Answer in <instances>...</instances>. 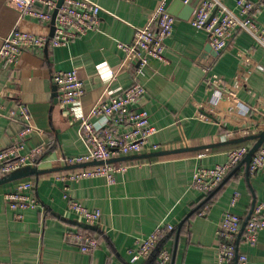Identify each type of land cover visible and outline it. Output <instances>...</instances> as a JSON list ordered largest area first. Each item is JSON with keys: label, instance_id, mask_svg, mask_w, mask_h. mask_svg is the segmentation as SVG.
Masks as SVG:
<instances>
[{"label": "crops", "instance_id": "0c3cea01", "mask_svg": "<svg viewBox=\"0 0 264 264\" xmlns=\"http://www.w3.org/2000/svg\"><path fill=\"white\" fill-rule=\"evenodd\" d=\"M94 1L103 8L97 30L65 47L26 52L16 67L0 64V149L14 144L23 127L18 114L20 103L28 107L34 126L27 149L47 148L32 169L0 178V264H154L155 254L131 263L129 249L160 222L178 227L184 219L178 240L176 231L162 237L160 245L170 249L172 258L177 249L175 264H217L220 223L230 209L233 193L241 192L234 210L246 218L254 203L264 201V168L248 177L243 165L215 193L205 216L199 212L190 215L203 197L192 187L196 170L223 163L233 147L251 148L257 141L226 140L224 134L231 125L198 115L210 97L205 70L233 81L244 67L238 53L251 50V73L239 92V110L248 113L264 99V46L252 33L238 30L229 46L216 52L209 46L207 31L190 23L193 13L188 19L175 15L174 33L166 40L167 61L150 58L145 75L139 78L147 93L137 108L149 112L157 128L150 143L158 144L159 149L149 146L126 156L123 161L129 168L124 174H115L113 183L105 176L64 180L62 176L92 168L95 163L67 162L85 153L86 145L81 138V121L69 116L61 103L54 72L78 70L85 84L82 107L86 113L107 99L109 91L131 85L136 64L122 66L124 52L118 42H131L136 28L148 24L162 0ZM176 1L168 0V8H175ZM221 1L238 11L236 0ZM186 5L182 0L179 13ZM20 14L9 0H0V47L16 26L53 33V19L46 22L33 16L21 18ZM257 21L264 26V6ZM106 67L116 71L115 78L109 77ZM92 120L102 123L104 118ZM24 179L35 182L41 206L25 210V217L19 219L4 193ZM66 194L90 209H99L100 220L91 224L74 214L68 208ZM69 229L95 235L99 247L90 253L81 251L66 239ZM240 250L248 254L247 264H264V230L257 244L241 243Z\"/></svg>", "mask_w": 264, "mask_h": 264}, {"label": "built area", "instance_id": "2783aa9c", "mask_svg": "<svg viewBox=\"0 0 264 264\" xmlns=\"http://www.w3.org/2000/svg\"><path fill=\"white\" fill-rule=\"evenodd\" d=\"M21 13V18L33 16L50 22L57 9L53 33H43L15 27L4 38L0 47V64L3 67H16L26 52H36L50 47H65L75 39L95 31L100 26V14L103 8L94 0H64L60 7L58 0H9ZM238 11L234 12L221 0H201L190 18V23L208 33L209 44L217 51H224L238 30H246L254 35L259 45L264 46V26L258 23L259 13L264 0H236ZM176 16L168 8V0H162L155 9L149 22L144 27L136 28L131 42H118L124 52L123 67L136 64L135 80L126 88L109 91L107 99L96 103L86 113L82 107L85 94L84 81L77 69L56 70L54 78L61 103L66 107L69 116L81 121V138L86 145V152L67 159L71 164L95 163L94 167L62 176L68 180H80L105 176L109 182L115 181L114 175L125 173L129 165L121 157L136 154L151 146L159 149L158 144H151L150 137L157 128L150 121L146 109L137 108V104L146 95L147 90L139 81L145 75V68L150 58L166 62V40L174 33ZM239 52L243 68L237 71L233 81L221 74L205 70L204 82L210 93L206 104L201 106L198 115L207 120L215 117L221 124L228 123L225 139H239L256 135L264 131V99H260L251 111L239 110V92L245 86L253 65L252 51ZM251 53V55H250ZM249 65H251L249 67ZM108 68V67H106ZM110 78H115L116 71L108 68ZM204 112L209 114L208 117ZM18 114L23 127L15 143L8 148L0 149V178L15 175L23 169H32L43 156V146L27 149L30 133L34 130L32 115L28 107L20 103ZM93 117L104 118L102 123L92 120ZM248 145L230 149L227 161L213 167H200L193 176L192 187L208 195L215 190L227 175L243 160L249 152ZM115 160V161H111ZM264 168V147L254 154L250 173L256 174ZM5 199L16 212V217L23 219L24 211L36 209L41 201L36 194L35 182L32 179L21 180L14 188L5 191ZM241 192L235 190L228 209L221 220L219 244L217 247V264H247L248 254L240 250V244L255 245L260 232L264 230V201L257 202L238 242V236L245 217L234 208L238 204ZM68 208L88 223H95L101 218L99 209H90L80 201L69 197ZM210 206L208 202L199 210L205 216ZM172 223L160 222L153 232L137 240L136 246L129 249L130 262L150 258L155 254L154 264H171L170 249L160 245L161 238L175 230ZM66 239L81 251L92 252L99 247V239L81 229L67 230ZM11 264V263H9ZM14 264V263H12Z\"/></svg>", "mask_w": 264, "mask_h": 264}, {"label": "water", "instance_id": "95a60500", "mask_svg": "<svg viewBox=\"0 0 264 264\" xmlns=\"http://www.w3.org/2000/svg\"><path fill=\"white\" fill-rule=\"evenodd\" d=\"M63 1L64 0H58L57 6L60 7L62 5ZM181 1L182 0H177L176 3H175L176 7L175 8L172 7L171 9H169V11L173 15H177V16H179L181 18L188 19L191 16V14L194 12L195 8L198 6V4L200 3L201 0H185V1H187V5H186L187 7H186L185 11L179 13L178 7H179V4L181 3ZM175 4H174V6H175ZM56 13H57V9H55L54 14H53V20L52 21L54 23H55ZM53 31H54V29H53ZM209 46L212 48V46L210 44H209ZM210 47H208V48H210ZM250 138L257 139L256 143L250 148L249 152L246 154V156L243 158V160L240 162V164L238 166H236L227 175V177L223 180V182L215 190H213L209 194L207 199L212 197L243 165H245L246 174L249 177V175H250V165H251L252 158H253L254 154L256 153V151L262 146V144L264 142V131L259 133V134H256V135H251V136H247V137H244V138H239L237 140H246V139H250ZM126 158L127 157H121V158L116 159V160H123V159H126ZM111 161H115V160H111ZM205 202H206V200L204 202H202V204L205 203ZM254 206H255V203L253 204V206L251 208V212H252ZM197 208L193 209L192 212L190 213V215L193 214L196 211ZM249 216H250V214L247 215L245 221L243 222V224L241 226V230H240V233H239V236H238V242H239L241 234L244 231V229L246 227V224H247V222L249 220ZM185 221H186V219L182 220L180 222V224L178 225V227H177V240L179 238V235L181 233V229H182L183 224L185 223ZM84 226H86L87 228H91L92 227L91 225L85 224V223H84ZM176 252H177V249L175 248L171 264H175Z\"/></svg>", "mask_w": 264, "mask_h": 264}, {"label": "trees", "instance_id": "16d2710c", "mask_svg": "<svg viewBox=\"0 0 264 264\" xmlns=\"http://www.w3.org/2000/svg\"><path fill=\"white\" fill-rule=\"evenodd\" d=\"M47 149V148H46ZM46 149H45V151H46ZM41 158V157H40ZM5 177H8V176H5ZM9 177H11V175H9ZM210 194V193H209ZM209 194L208 195H203V197H202V200H201V202L195 207V208H197L196 209V211L194 212V213H198L199 212V210L208 202V203H210L211 202V200H212V198H213V196L215 195H213L212 197H210V198H208L207 199V197L209 196ZM206 200V202L205 203H203L202 204V202H204ZM202 204V205H201ZM193 213V214H194ZM83 231H86V230H83ZM176 231H177V227L175 228V230H173L171 233H169L168 235H173V234H175L176 233Z\"/></svg>", "mask_w": 264, "mask_h": 264}]
</instances>
